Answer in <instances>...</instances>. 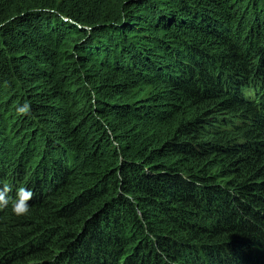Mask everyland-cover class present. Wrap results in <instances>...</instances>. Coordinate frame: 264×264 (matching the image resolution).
<instances>
[{"label": "trees", "instance_id": "16d2710c", "mask_svg": "<svg viewBox=\"0 0 264 264\" xmlns=\"http://www.w3.org/2000/svg\"><path fill=\"white\" fill-rule=\"evenodd\" d=\"M21 176L0 264H264V0H0Z\"/></svg>", "mask_w": 264, "mask_h": 264}, {"label": "clouds", "instance_id": "9594fccd", "mask_svg": "<svg viewBox=\"0 0 264 264\" xmlns=\"http://www.w3.org/2000/svg\"><path fill=\"white\" fill-rule=\"evenodd\" d=\"M29 110V106L26 104L19 109L20 112L26 113ZM12 192L10 186L0 187V207H6L10 203L9 193ZM33 192L28 188H20L16 194L15 202L12 204V210L14 214L23 216L29 213L30 206L28 201L32 199Z\"/></svg>", "mask_w": 264, "mask_h": 264}, {"label": "rangeland", "instance_id": "374dc122", "mask_svg": "<svg viewBox=\"0 0 264 264\" xmlns=\"http://www.w3.org/2000/svg\"><path fill=\"white\" fill-rule=\"evenodd\" d=\"M260 69H262V68H260ZM20 179H21L20 182H22V184H20V185L17 184V185H18L17 188H18V187L23 188L24 186H25V188H27V186H26L25 184H27L28 179L25 178V176H21ZM15 187H16V186H15ZM17 188H14V189L12 190V192H10V195H9V197H10V202H13V201H14V198L16 197V194H17L16 192L20 189V188H18V189H17ZM29 189L31 190V187H30ZM9 205H11V204H9ZM6 208H7V206L4 207V210L1 209V211H0V216L3 215V214L5 213Z\"/></svg>", "mask_w": 264, "mask_h": 264}]
</instances>
